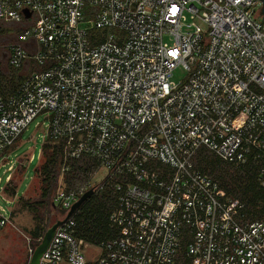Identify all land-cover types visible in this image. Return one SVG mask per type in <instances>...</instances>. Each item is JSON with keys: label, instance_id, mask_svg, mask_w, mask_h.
<instances>
[{"label": "built area", "instance_id": "built-area-1", "mask_svg": "<svg viewBox=\"0 0 264 264\" xmlns=\"http://www.w3.org/2000/svg\"><path fill=\"white\" fill-rule=\"evenodd\" d=\"M262 7L260 0H0V31L30 21L0 46V62L5 51L20 76L0 73V159L45 114L43 140L61 144V173L70 160L91 161L82 182L70 189L59 182L58 220L88 190L115 196L108 219L115 238L78 239L76 209L39 264H264V220H249L239 200L192 165L202 147L236 168L254 161L264 188ZM177 67L186 76L170 86ZM2 198L16 199L4 188ZM11 211L0 205V228Z\"/></svg>", "mask_w": 264, "mask_h": 264}, {"label": "trees", "instance_id": "trees-1", "mask_svg": "<svg viewBox=\"0 0 264 264\" xmlns=\"http://www.w3.org/2000/svg\"><path fill=\"white\" fill-rule=\"evenodd\" d=\"M6 27L7 25L2 26L0 31V46L17 40L20 31L23 29L22 27L15 31L13 35H9ZM1 53L0 73L2 76L6 79L9 78L11 81L19 79L18 73L11 71L7 66L5 51H1ZM16 143L4 152V156H8ZM67 164L69 165L68 171L61 173L63 166L61 144L48 139L43 140L40 163L35 169L34 182L29 187L30 189L34 186L33 188L36 189L35 197H16L17 183H15L13 176L16 172L20 177L25 169L23 164H17L18 167L5 185V193L10 197H16L14 206L17 208L16 212L26 211L31 215L33 227L29 231V235L34 240L32 243L33 248L40 243L38 239L43 237L44 232L49 228L51 213L55 211L58 213L54 222L62 214L53 205V197L59 182L62 181L66 189L82 182L84 178L82 168L91 165V161L80 158L70 160ZM192 165L195 169L214 180L224 196L239 200L243 204L244 213L249 220H264V188L257 182L258 164L256 162L250 161L243 168H236L202 147L192 158ZM115 206V196L110 191L103 190L88 197L73 215L76 237L95 245L115 238L117 229L110 227L108 221L109 215ZM11 213H15V211L12 210Z\"/></svg>", "mask_w": 264, "mask_h": 264}, {"label": "rangeland", "instance_id": "rangeland-1", "mask_svg": "<svg viewBox=\"0 0 264 264\" xmlns=\"http://www.w3.org/2000/svg\"><path fill=\"white\" fill-rule=\"evenodd\" d=\"M29 22L23 21L22 23L14 22L8 24L6 27L8 30L7 34L13 35L15 31L28 25ZM185 76L186 72L182 68L177 67L173 70L170 86L182 82ZM47 124V115L42 114L36 117L18 139L16 146L10 150L8 156L2 160L0 159V205L7 209H12L13 212L15 211V213H11L10 222L0 228V264H28L31 251L35 249L32 246L34 240L29 235V231L33 227L31 215L26 211L16 212L17 208L14 207L15 200L11 204H7L2 195L3 188L7 184V175H12L19 163L23 164L25 169L20 177L16 172L13 176L15 183H17L16 197H35L36 189L33 188L34 186L30 189L29 187L34 182L35 169L40 163V151ZM10 164L13 165V172L7 170ZM57 216L58 213L56 211L51 213L49 227L55 223L54 221L57 219ZM40 239L41 237L38 239V242Z\"/></svg>", "mask_w": 264, "mask_h": 264}, {"label": "water", "instance_id": "water-1", "mask_svg": "<svg viewBox=\"0 0 264 264\" xmlns=\"http://www.w3.org/2000/svg\"><path fill=\"white\" fill-rule=\"evenodd\" d=\"M262 3V12H264V0L261 1ZM28 16V14H27ZM92 190H88L83 196H81V198L76 202L74 203L69 212L67 213L66 217L63 219V220H57L54 224H52L43 234V237L40 241V243L35 247V249L33 250L31 256H30V259H29V262L28 264H39V260L42 256V254L45 252V250L47 249L53 235H54V232L56 230V228L61 224L63 223L66 219H68L72 214L73 212L78 209L81 204L88 199V197H90L92 195Z\"/></svg>", "mask_w": 264, "mask_h": 264}, {"label": "flooded vegetation", "instance_id": "flooded-vegetation-1", "mask_svg": "<svg viewBox=\"0 0 264 264\" xmlns=\"http://www.w3.org/2000/svg\"><path fill=\"white\" fill-rule=\"evenodd\" d=\"M260 1H262V0H260Z\"/></svg>", "mask_w": 264, "mask_h": 264}, {"label": "crops", "instance_id": "crops-1", "mask_svg": "<svg viewBox=\"0 0 264 264\" xmlns=\"http://www.w3.org/2000/svg\"><path fill=\"white\" fill-rule=\"evenodd\" d=\"M11 178V177H10Z\"/></svg>", "mask_w": 264, "mask_h": 264}]
</instances>
